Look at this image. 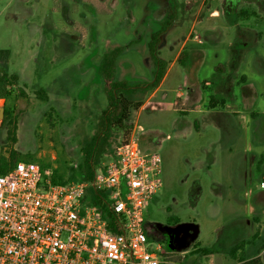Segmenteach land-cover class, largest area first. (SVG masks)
<instances>
[{
	"label": "rangeland",
	"instance_id": "rangeland-1",
	"mask_svg": "<svg viewBox=\"0 0 264 264\" xmlns=\"http://www.w3.org/2000/svg\"><path fill=\"white\" fill-rule=\"evenodd\" d=\"M172 1L0 0V73L17 76L6 102L16 140L5 120L0 150L42 160L67 177L70 166L99 170L136 126L142 147L162 158V182L145 216L200 226L192 246L165 251V258L241 264L264 246L256 202L264 199V0ZM215 8L224 24L219 35L207 28ZM152 31L166 35L158 54L149 48ZM187 36L185 66L178 59L161 88H146L154 60L167 69ZM111 87L142 103L128 127L100 125ZM212 94L226 105L211 106ZM100 133L106 136L89 160Z\"/></svg>",
	"mask_w": 264,
	"mask_h": 264
},
{
	"label": "built area",
	"instance_id": "built-area-1",
	"mask_svg": "<svg viewBox=\"0 0 264 264\" xmlns=\"http://www.w3.org/2000/svg\"><path fill=\"white\" fill-rule=\"evenodd\" d=\"M140 132L134 126L90 180L51 183V168L35 160L0 173V264L166 263L143 224L162 158L142 147ZM90 188L105 207L91 202Z\"/></svg>",
	"mask_w": 264,
	"mask_h": 264
},
{
	"label": "trees",
	"instance_id": "trees-1",
	"mask_svg": "<svg viewBox=\"0 0 264 264\" xmlns=\"http://www.w3.org/2000/svg\"><path fill=\"white\" fill-rule=\"evenodd\" d=\"M241 15L248 16V12L246 10H243L241 12ZM162 37H163V34L160 31L158 32L153 31L151 34V41L149 42V48L151 52H153L154 54H158V49L163 45L160 41ZM4 53H5L4 59H7L6 57L8 56V52H4ZM185 56H186V52L182 51L180 53V58H183ZM105 63H106V58L103 60L102 65H104ZM164 65H165L164 63H161V61L156 59V70L154 71L153 79L148 81L149 82L147 85L148 87L146 88H149V89L156 88L159 85L164 75V70H165ZM16 80H17V76L15 74L3 75L0 73V99H5V103L3 105L4 106V117L2 119L1 126L5 120L11 124V127L8 128V138H11L10 140H16V131H14L16 125L13 124L14 123L13 115L15 114H13V111L10 109L9 106H7L6 102L12 94L11 87L15 84ZM116 91L117 89L114 88L115 94H113L112 93L113 88L111 87L109 89V92H108L109 93L108 94L109 103L106 109L102 113L103 115L100 120L101 127H104L105 123L107 124L110 123L111 126L115 124L118 127H123V128L128 127V122L130 118L133 116V113L142 106V103L140 100H134V98H131L129 95H126L123 93L117 95ZM36 92L38 94H43V95L45 93L42 89H39ZM220 102H222V104L224 105L225 99L219 101L213 94L210 96L209 104L211 106L213 105L215 106L219 104ZM126 130H127V135L124 139H126L130 133V128ZM105 136L106 134L100 133V135L99 134L95 135L92 138L90 151L89 153H87L89 160L93 158V154L95 155L96 151L99 148L101 141L103 140V138H105ZM91 153H92V158H90ZM19 160L21 159H19L16 156V153L14 152V150H10L7 152L6 148L4 146H1L0 173L8 172ZM27 160H34V159L29 158ZM92 161H94V158ZM39 163L43 169L50 168V165L48 163H45L42 160H40ZM92 165L94 164L87 163L85 165H78L77 168L70 166L69 167L70 173L67 177L64 176L65 174L59 169L51 168V173L46 176V179L51 183H64V182L71 181V180H90L93 177V173H94V166L92 167ZM88 194H89V198L92 203L99 204L102 207H105V205L103 204L100 198V190L95 192L94 189L90 188L88 191ZM106 213H107V216H111V213L109 211L106 210ZM149 238L152 239L151 237ZM239 249L240 248L238 247L234 248L233 253L235 254L236 250H239ZM202 251H206V250L204 249ZM241 259H244V258H240V260ZM166 261L167 262L163 264H174L172 261H169V259L167 258H166ZM242 264H261V258L260 256H255L251 259L244 261Z\"/></svg>",
	"mask_w": 264,
	"mask_h": 264
},
{
	"label": "flooded vegetation",
	"instance_id": "flooded-vegetation-1",
	"mask_svg": "<svg viewBox=\"0 0 264 264\" xmlns=\"http://www.w3.org/2000/svg\"><path fill=\"white\" fill-rule=\"evenodd\" d=\"M256 202L261 206L264 203V199H260L258 201L256 200ZM261 214L262 212L260 213V215ZM183 222H195V221L179 219L175 221L173 220V222H169L168 220L164 221L158 217L149 218L145 216L143 224L147 236L151 237L152 240L159 243V245L165 252V251H174L176 249H181V248H188L195 243L196 238L194 237L193 230L191 229V226L189 224L181 225L177 229H174V227L177 224ZM249 226H250L249 220L247 219L246 222L243 223L242 227L248 228ZM258 228L260 229V225H258ZM262 236L263 233L262 235H260V237ZM260 237H258V240ZM261 254L264 256V246L262 250L255 256H260ZM244 261H246L245 258L241 259L239 263L242 264Z\"/></svg>",
	"mask_w": 264,
	"mask_h": 264
},
{
	"label": "crops",
	"instance_id": "crops-1",
	"mask_svg": "<svg viewBox=\"0 0 264 264\" xmlns=\"http://www.w3.org/2000/svg\"><path fill=\"white\" fill-rule=\"evenodd\" d=\"M169 2V4H173L174 2L172 1V0H168ZM241 14V13H240ZM220 16H222L221 14H220V11L217 9V8H215V9H213L212 11H209V13L207 14V18H209V20L211 21V20H213L212 21V24L210 25V24H208L209 26L207 27L208 28V31L209 32H211L212 34L214 33V32H217L218 33V35L223 31V22L221 21V20H219V19H217L218 17H220ZM228 28V27H227ZM226 29V28H225ZM242 30H244L243 28H242ZM153 32V31H152ZM152 32H150V34H152ZM190 32H189V36H190ZM214 38H216L215 36H214ZM188 39V36L185 38V40L181 43V45H180V48H179V50H178V52L176 53V56L174 57V59L173 60H171V63H170V65H169V67L167 68V69H165L164 70V75H163V77H162V79H161V81H160V83H159V85L156 87L157 89L158 88H161V85H162V83H163V81L165 80V78H166V76H167V73H168V71H169V69H170V67L173 65V64H175V62H178V59H179V61L181 62V65H184L185 66V60H186V58H187V53H186V56L185 57H183V58H180V53L182 52V51H185L186 52V50L185 49H182L183 47H184V45H186V43H187V40ZM201 39V38H200ZM150 41H151V39H150ZM161 41V43L163 44L162 46H164V45H166V35H163V37H162V39L160 40ZM204 42V41H203ZM161 46V47H162ZM153 56V55H152ZM159 61H161V63H164V61H163V59H160ZM154 68H155V70H156V59L154 60ZM220 66H222V64H219L217 67L220 69V70H222L223 69V67H220ZM224 66V65H223ZM154 70V71H155ZM156 89V90H157ZM154 93H155V91H154ZM153 93V94H154ZM225 105H226V100H225ZM238 112V111H237ZM1 123H2V119L0 120V126H1ZM146 149V148H145ZM262 214L264 213V203L262 204ZM262 233H264V231L262 232Z\"/></svg>",
	"mask_w": 264,
	"mask_h": 264
},
{
	"label": "water",
	"instance_id": "water-1",
	"mask_svg": "<svg viewBox=\"0 0 264 264\" xmlns=\"http://www.w3.org/2000/svg\"><path fill=\"white\" fill-rule=\"evenodd\" d=\"M1 111H3V108H1ZM189 224L191 226V229L193 230L194 233V237L197 238L200 234V226L197 222H183V223H179L177 224L174 229H177L179 226L181 225H187Z\"/></svg>",
	"mask_w": 264,
	"mask_h": 264
}]
</instances>
